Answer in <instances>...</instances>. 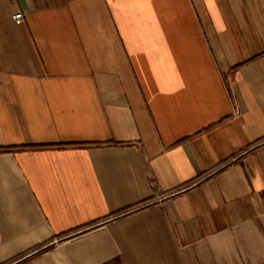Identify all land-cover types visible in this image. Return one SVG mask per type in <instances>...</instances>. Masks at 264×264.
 Segmentation results:
<instances>
[{
  "label": "crops",
  "instance_id": "obj_1",
  "mask_svg": "<svg viewBox=\"0 0 264 264\" xmlns=\"http://www.w3.org/2000/svg\"><path fill=\"white\" fill-rule=\"evenodd\" d=\"M0 264H264V0H0Z\"/></svg>",
  "mask_w": 264,
  "mask_h": 264
},
{
  "label": "built area",
  "instance_id": "obj_2",
  "mask_svg": "<svg viewBox=\"0 0 264 264\" xmlns=\"http://www.w3.org/2000/svg\"><path fill=\"white\" fill-rule=\"evenodd\" d=\"M23 19H24V15H23V13H22L21 11L15 13V14L13 15V20H14L16 23H20V22H22ZM55 242H57V241H55Z\"/></svg>",
  "mask_w": 264,
  "mask_h": 264
}]
</instances>
